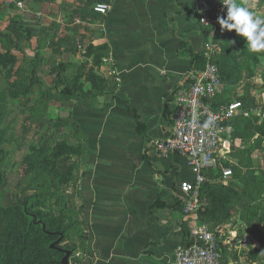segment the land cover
<instances>
[{
    "label": "crops",
    "instance_id": "0c3cea01",
    "mask_svg": "<svg viewBox=\"0 0 264 264\" xmlns=\"http://www.w3.org/2000/svg\"><path fill=\"white\" fill-rule=\"evenodd\" d=\"M219 1L90 0V24L75 30L85 32L82 40L90 43V69L113 81V91L90 93V103L79 100L58 108L68 122L64 128L78 125V131L68 133H77L85 143L84 153L74 155L80 162L73 185L86 234L83 249L76 251L82 264H171L176 247L190 238L184 231L201 222L198 212H184L180 198V183L194 177L186 158L178 153L161 155L152 145L154 139L171 133L174 92L189 80L185 81L192 57L182 49L183 39L194 51L203 50L206 41L216 44V55L223 56L230 70L231 78L214 99L242 103L223 133L233 174L206 178L234 188L243 186L239 175L249 167L244 166L246 158L255 160L252 144L258 133L243 137L236 131L235 119L250 118L259 124L264 119V54L248 51L246 38L235 30L212 32L200 22L201 7ZM87 2L67 0L65 5ZM95 2L110 3L111 8L105 14L98 12ZM238 2L264 15V0ZM63 43L62 39L60 46L65 48ZM224 46L229 51L224 52ZM63 53L70 59L80 55L79 51ZM201 199L206 203V198ZM230 199L231 203L233 196ZM255 201L242 196L217 224L220 264H264V241L256 237L264 234V228L249 223L244 228L238 218ZM253 250L259 251L258 258L251 254Z\"/></svg>",
    "mask_w": 264,
    "mask_h": 264
},
{
    "label": "rangeland",
    "instance_id": "374dc122",
    "mask_svg": "<svg viewBox=\"0 0 264 264\" xmlns=\"http://www.w3.org/2000/svg\"><path fill=\"white\" fill-rule=\"evenodd\" d=\"M22 1L23 6L18 0H0V170L3 176L0 186H4L8 201H2L6 208L0 211V234L5 226L14 232L20 231L16 224L17 203L29 194L39 193L40 204L35 209L50 227H59L66 238L63 241L62 236L42 239L37 232L31 245L35 251L30 254L35 256L39 249L46 248L44 257L57 259L62 264L65 253L61 256L50 250L60 246L71 251L68 264H76L80 260L77 248L83 249L85 240L82 239L84 231L75 220L78 217L73 189L75 175L66 183L65 179L56 177V171H63L62 167L74 164L75 160L79 165L80 160L74 159V155L83 154L76 146L82 139L77 133L73 136L68 133L76 132L72 125H68L70 129L64 128L68 122L61 119L58 108L70 102L62 99L61 89L66 85L76 88L79 100L90 103V90L94 87L90 81V43L82 40L85 32L77 34L75 30L90 24V2L72 7L65 5L67 0ZM72 23L74 29L70 28ZM62 39L65 48L60 46ZM66 51H79L80 55L77 59L66 58L63 53ZM98 77L103 78L100 74ZM241 133L248 137L250 130L244 126ZM257 133L252 150L253 166L259 171L264 170V129L260 128ZM76 147L79 150L73 154L71 150ZM253 206V219L247 222L244 216L238 218L244 228L249 223L262 230L264 201L256 200ZM256 237L264 241L263 233ZM18 246L13 241L6 247L0 245V259L2 255L9 257L0 264H15L14 252ZM258 256L257 253L255 258Z\"/></svg>",
    "mask_w": 264,
    "mask_h": 264
},
{
    "label": "built area",
    "instance_id": "2783aa9c",
    "mask_svg": "<svg viewBox=\"0 0 264 264\" xmlns=\"http://www.w3.org/2000/svg\"><path fill=\"white\" fill-rule=\"evenodd\" d=\"M18 4L23 6L24 2L18 0ZM110 8L107 2L94 4V9L104 14ZM226 12L221 2L213 7L203 6L199 20L214 32L220 28L217 17L225 16ZM218 51L216 44L205 42L204 67L192 68L189 80L174 92L171 133L152 141L161 155L178 153L185 157L194 173L193 179L180 183V198L187 214L196 212L203 203L200 189L206 180V171L219 172L223 179L233 174L227 165L229 147L225 146L223 133L225 123L238 113L242 103L232 100L214 104V97L223 84L219 64L214 59ZM220 258V235L206 222H197L190 229V241L176 247L171 264H220Z\"/></svg>",
    "mask_w": 264,
    "mask_h": 264
},
{
    "label": "trees",
    "instance_id": "16d2710c",
    "mask_svg": "<svg viewBox=\"0 0 264 264\" xmlns=\"http://www.w3.org/2000/svg\"><path fill=\"white\" fill-rule=\"evenodd\" d=\"M90 2V0H88ZM220 2V1H219ZM218 2V3H219ZM217 3V4H218ZM22 28V26H20ZM220 30V28H219ZM27 34L29 35V31L26 30ZM182 49L188 50L189 54L192 57V63L191 67L195 69H201L205 65L206 57L203 55V50L201 51H194L192 50L187 43L186 39L182 40L181 43ZM93 49V48H92ZM102 49V48H99ZM229 51L227 47L224 46V52ZM93 51V50H92ZM96 57L100 56L101 53L99 50L95 51ZM94 52V54H95ZM222 55H216L214 59L220 63V72L222 81H228L231 78L230 70L227 69V65L225 64V59L222 58ZM96 79H98L100 82L96 83ZM90 81L94 87H92V90H90V93L102 94V93H110L113 91V81L105 80L104 78L98 77V74L93 70L90 69ZM75 87L73 86H63L61 89L62 92V99L70 102H77L79 99L77 98V95L75 93ZM96 91V92H95ZM93 93V94H94ZM227 100L219 99L215 100V105H221L226 104ZM61 119H65L61 117ZM236 131L239 134L241 133V129L246 126L247 129L250 130V133L247 139L251 138V136L261 128L264 129V119L262 122L258 125L256 121H252L250 118H239L236 117ZM75 130L78 131V125H74ZM77 147H80V151L84 153L85 150V143L83 140L78 142ZM67 147V146H66ZM73 148L71 152L74 154L78 152L79 148ZM73 156V155H72ZM244 166H249L247 170L244 172H240L239 179L243 183V186L239 188H234L227 186L223 184L222 182H211L209 181L208 177H214L215 175L218 176L219 172H213L208 173L205 172V175L207 176L205 182H203L201 189H200V196L206 198V203L203 202L200 206V208L196 211L199 214V218L201 222H206L209 224V226L215 230L216 233L219 234L217 224L223 221L228 215H230V207L233 205L236 201H239L242 196L249 195L255 200H263L264 201V170H255L253 166V159L251 157H248L245 159ZM76 168H78V163L76 160L74 161V164L67 167H62L63 171H56V177L58 179H65L66 183H68L71 179L74 178V173ZM241 171V170H238ZM208 173V174H207ZM239 174V173H238ZM221 175V174H220ZM3 176L2 171L0 170V182L2 183ZM252 183V184H251ZM233 186V185H232ZM40 194H29L26 197H24L22 200H19L17 203L19 205L18 207V218L16 220L17 229H20L18 232H14V230H10L9 227L5 226L3 229L2 234H0V245H4L6 247L7 243L10 241H13L17 243L19 246L15 253L14 263L15 264H59L57 259H50L45 258L44 255L46 253V248H41L37 251L35 256L31 255L35 250L31 247L32 245V237L37 234V232L41 233L42 239H48L52 238L53 236H62V241L66 238L65 233H62L61 229L50 227L47 224V221L43 216L40 215V212L38 209H35V206L40 204V201L37 200V197ZM233 196L232 202L230 203V197ZM61 198L60 196H58ZM3 200L5 202L7 201L6 197V191L4 190V186H0V211L5 209L6 207L3 205ZM255 207L253 205H248L247 208L244 207L243 211L241 212V216H244V220H249V218L253 219L255 217ZM78 217H76V223H79L82 227V230L84 231V221L83 219H80V208L76 209ZM244 213V215H243ZM78 219V220H77ZM69 233V232H68ZM83 233V232H82ZM184 235L189 237L190 236V229H186L184 231ZM86 234L84 232V237H82L83 240H85ZM189 240H187L185 243H187ZM57 248H50V250L58 253L59 255H63L64 249L63 247L56 246ZM5 252V251H4ZM264 252V250H263ZM8 253V252H6ZM31 253V254H30ZM259 254L258 250H253L251 252L252 255ZM9 255V254H7ZM254 256V257H255ZM9 259L8 256H1L0 261L7 262ZM2 262V263H3ZM76 264H82L81 260H76ZM13 264V263H11ZM63 264V263H62Z\"/></svg>",
    "mask_w": 264,
    "mask_h": 264
},
{
    "label": "clouds",
    "instance_id": "9594fccd",
    "mask_svg": "<svg viewBox=\"0 0 264 264\" xmlns=\"http://www.w3.org/2000/svg\"><path fill=\"white\" fill-rule=\"evenodd\" d=\"M220 2L227 9L225 16L217 17L221 32L235 30L238 36L246 38L248 51L264 54V15L238 0Z\"/></svg>",
    "mask_w": 264,
    "mask_h": 264
},
{
    "label": "water",
    "instance_id": "95a60500",
    "mask_svg": "<svg viewBox=\"0 0 264 264\" xmlns=\"http://www.w3.org/2000/svg\"><path fill=\"white\" fill-rule=\"evenodd\" d=\"M189 78V75L186 77L185 81ZM65 255L63 256L62 263L68 264V257L71 254V251L69 249H64Z\"/></svg>",
    "mask_w": 264,
    "mask_h": 264
}]
</instances>
